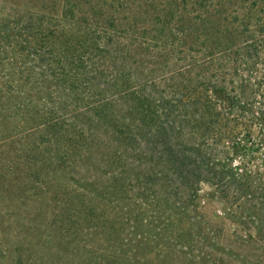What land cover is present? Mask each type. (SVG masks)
Here are the masks:
<instances>
[{
	"label": "trees",
	"instance_id": "obj_1",
	"mask_svg": "<svg viewBox=\"0 0 264 264\" xmlns=\"http://www.w3.org/2000/svg\"><path fill=\"white\" fill-rule=\"evenodd\" d=\"M0 264H264V0H0Z\"/></svg>",
	"mask_w": 264,
	"mask_h": 264
},
{
	"label": "rangeland",
	"instance_id": "obj_2",
	"mask_svg": "<svg viewBox=\"0 0 264 264\" xmlns=\"http://www.w3.org/2000/svg\"><path fill=\"white\" fill-rule=\"evenodd\" d=\"M238 164H239V163L237 162V165H238ZM207 210H208V211H211L209 207H207Z\"/></svg>",
	"mask_w": 264,
	"mask_h": 264
}]
</instances>
